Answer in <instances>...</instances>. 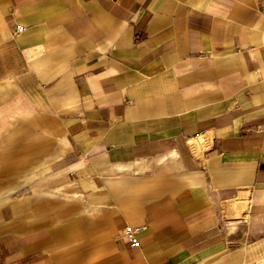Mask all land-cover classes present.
Returning <instances> with one entry per match:
<instances>
[{
	"label": "crops",
	"instance_id": "1",
	"mask_svg": "<svg viewBox=\"0 0 264 264\" xmlns=\"http://www.w3.org/2000/svg\"><path fill=\"white\" fill-rule=\"evenodd\" d=\"M0 117V264L264 263V0H0Z\"/></svg>",
	"mask_w": 264,
	"mask_h": 264
},
{
	"label": "rangeland",
	"instance_id": "2",
	"mask_svg": "<svg viewBox=\"0 0 264 264\" xmlns=\"http://www.w3.org/2000/svg\"><path fill=\"white\" fill-rule=\"evenodd\" d=\"M3 139H5V133L2 132V129L0 128V203L5 200V192L3 191V189L5 188V181H3V179L5 178V164H2V162H5V142H2ZM244 204H247V202H244Z\"/></svg>",
	"mask_w": 264,
	"mask_h": 264
},
{
	"label": "built area",
	"instance_id": "3",
	"mask_svg": "<svg viewBox=\"0 0 264 264\" xmlns=\"http://www.w3.org/2000/svg\"><path fill=\"white\" fill-rule=\"evenodd\" d=\"M24 29L23 26H17L16 32H20ZM142 227L140 225H128L124 229V234L128 239L129 245L131 247H136L139 245V233Z\"/></svg>",
	"mask_w": 264,
	"mask_h": 264
},
{
	"label": "bare ground",
	"instance_id": "4",
	"mask_svg": "<svg viewBox=\"0 0 264 264\" xmlns=\"http://www.w3.org/2000/svg\"><path fill=\"white\" fill-rule=\"evenodd\" d=\"M264 264V263H263Z\"/></svg>",
	"mask_w": 264,
	"mask_h": 264
}]
</instances>
